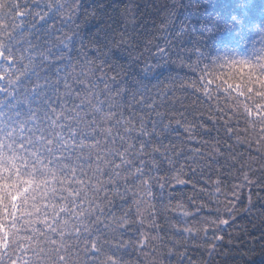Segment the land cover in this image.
<instances>
[{
  "label": "snow or ice",
  "instance_id": "snow-or-ice-1",
  "mask_svg": "<svg viewBox=\"0 0 264 264\" xmlns=\"http://www.w3.org/2000/svg\"><path fill=\"white\" fill-rule=\"evenodd\" d=\"M109 8L115 4L107 0L88 5L85 0H0V264H128L133 245L118 235L146 221L148 228L163 231L157 202L163 203L165 188L189 182L184 165L177 168L183 150L170 136L183 129L195 140V129L204 127L184 113L180 118L162 114L156 99L167 100V93L152 95L159 87L152 81L164 75L157 69L167 68L173 55L188 71L169 73L165 80L205 107L214 125L228 117L227 151L235 158L238 145H255L264 155V0H175L165 24L173 36L165 46H155L157 63L142 70L139 63L147 57L139 53L140 25L134 22L129 29L126 12L121 27ZM81 10L94 32L85 34L76 23ZM70 24L75 29L62 32ZM144 48L152 54L147 44ZM124 52L128 57L118 55ZM111 85H117L115 91ZM194 151L201 155L199 148ZM210 151L217 158L225 149L217 141ZM164 164L175 170V184L156 180L158 197L152 173ZM205 183L221 193L220 176L209 175ZM256 183L245 171L243 183L233 186V199L225 196L223 211L218 204L215 218L196 225L192 220L205 208L211 215L212 209L195 205L191 197L192 208L183 200L172 203L170 193L164 212L173 213L175 222L167 215L165 220L173 234L195 238L203 232L212 254L235 219L236 189ZM201 191L218 203L209 189ZM130 202L136 205L135 218L130 207L124 210ZM136 244L141 252L147 247L144 239Z\"/></svg>",
  "mask_w": 264,
  "mask_h": 264
},
{
  "label": "trees",
  "instance_id": "trees-1",
  "mask_svg": "<svg viewBox=\"0 0 264 264\" xmlns=\"http://www.w3.org/2000/svg\"><path fill=\"white\" fill-rule=\"evenodd\" d=\"M35 2L39 3L40 0H35ZM107 2L115 4V8H109V13L121 20V27H123L124 14L126 12L128 14L129 29L133 27L134 22L140 25L142 35L137 37L141 44L139 53H143L147 60L141 61L137 70H142L145 64L157 63L154 59L155 46L157 44L165 46L166 42L173 36V33L165 27V24L168 23L170 15L168 9L175 3V0H107ZM253 2L259 4L262 0H253ZM20 3H24V0H20ZM91 3L92 0H85L86 5ZM11 19L9 17L6 22L11 24ZM84 21V10H81L77 14L76 23L80 24L81 30L85 34L89 31L94 32L95 28L91 24H85ZM92 23H95V21ZM75 26V24H70L68 28L62 29V32L68 31L70 34L69 29H75ZM168 27L170 28L171 25ZM133 35H136V33H133ZM145 44L153 49L152 54L145 51ZM76 47L77 49L79 48V42H77ZM139 53L133 52V55L135 56ZM118 55L128 57L129 54L124 52L122 54L118 53ZM73 63H77L75 57H73ZM159 63L164 64L165 61H159ZM167 65L168 67L165 69H157V71H163L164 73L160 77V81H152L153 84L159 85L158 88L152 89L153 97L161 89L167 93V100L164 99L163 95L156 99V104L160 105L159 111L162 114L167 113L170 117L176 118H180L179 113H184L189 121H194L196 125L203 124L204 127L195 129L197 133L195 140H188L187 133L183 129L178 130L179 136L175 133L170 136V139L176 144L177 150H183L184 155L179 157L177 168L180 165H184L185 175L183 178L189 182L184 186H176V189L165 188L162 195L163 203L157 202V208L161 213L159 222L163 231L148 228L146 221L144 227L135 224L123 235H118V239L130 242L133 245V247L128 248V254L125 259L128 264H264V155L255 150V145L251 149L245 145H238L239 151L236 152L234 158L227 151V146L230 142L223 127L228 117L225 116L219 123L214 125L212 121L208 120L205 114V107L197 105L194 97L182 94L178 89V85L175 86L177 90L173 91L174 86L168 83L165 77L169 73L172 76H183L188 70L180 64L175 55L167 60ZM53 72H55V69H53ZM96 75L99 77L100 73ZM111 75L113 73L110 72L109 76ZM93 83L98 84L99 88L104 90V84L99 82V80L94 79ZM165 84H167V87H164ZM111 87L115 91L117 85H111ZM149 87L151 88L152 85L150 84ZM117 99L119 100L120 98ZM128 99H130V93ZM217 115L220 114L218 113ZM231 123L235 128L237 121L232 119ZM244 129L245 125L243 121H240L238 133L241 138L245 135ZM235 139L236 137L233 136L231 142L234 143ZM217 141H219L221 148L225 149V151L223 155L211 158L210 150L216 146ZM196 148L201 150V155H197L194 151ZM234 162L235 167H232ZM193 168L196 169L195 173L192 172ZM245 171L258 183L236 189L240 200L234 201L237 204L235 219L223 231V241L216 242L218 247L215 252L209 254L203 232L195 238L173 234L165 220V215L173 218L174 214L164 212V209L169 205L170 193L172 195V203L177 200H183L188 207L192 208L203 202L212 209L211 215L207 214L208 208H205L204 214L197 216L196 220H192L191 223L196 225L198 222L215 218V209L218 204L221 211H223V206L227 203L225 196L228 199H233L231 195L233 186L243 183V173ZM152 175L155 178L153 180L154 191L158 197L161 189L160 184L156 183V180H159L160 183L168 180L175 184L173 177L176 172L168 164H164L161 171H153ZM209 175L213 180L217 176L221 177L223 180L221 193H216L209 184L205 183ZM202 188L209 189L213 197H218V203L217 200L209 198L208 191H201ZM249 195H251V205L249 204ZM189 197L195 201V205L189 200ZM117 203L121 204L122 202L117 201ZM129 207L133 218H135L136 205L130 202L129 205H125L124 210H128ZM244 209L248 210L245 211ZM141 211H144V209L142 208ZM224 214L227 215L226 213ZM172 222H175L174 218ZM140 231L145 232V237L139 236ZM138 238L144 239L147 244L143 252L139 250V246L136 244ZM72 243H75V241H72ZM81 247H83L82 244Z\"/></svg>",
  "mask_w": 264,
  "mask_h": 264
}]
</instances>
